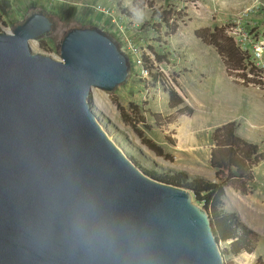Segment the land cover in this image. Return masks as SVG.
I'll return each mask as SVG.
<instances>
[{"label":"water","instance_id":"obj_1","mask_svg":"<svg viewBox=\"0 0 264 264\" xmlns=\"http://www.w3.org/2000/svg\"><path fill=\"white\" fill-rule=\"evenodd\" d=\"M52 27L34 11L0 31V264H224L207 211L146 175L89 98L127 82L126 54L95 26L66 30L58 60L32 51Z\"/></svg>","mask_w":264,"mask_h":264},{"label":"rangeland","instance_id":"obj_2","mask_svg":"<svg viewBox=\"0 0 264 264\" xmlns=\"http://www.w3.org/2000/svg\"><path fill=\"white\" fill-rule=\"evenodd\" d=\"M139 9H144L148 18L137 25L134 13ZM164 10L176 19L178 27L173 34L158 24L156 13ZM34 11L48 14L53 23L48 34L29 40L34 52L58 60L66 30L95 26L109 34L126 54L130 64L127 82L110 93L92 88L89 98L99 109L106 106L122 125L113 97L132 117L129 105L137 106L147 127L141 122L137 126L170 159L156 155L128 126L126 133L103 109L98 116L110 139L139 166L215 180L209 162L213 147L210 134L228 121L235 122L240 137L264 149V0H0V31L11 32ZM214 27H222L261 70L260 75H248L255 82L243 81L239 76L242 71L226 69L216 48L203 40L206 29ZM156 54L162 57L160 62ZM145 66L155 75L160 73L161 79L157 81L156 76L155 81ZM166 87L175 89L193 112L170 107ZM254 173L251 193L242 195L225 185L222 197V208L235 212L256 233L254 258L247 261L243 252H225L229 241H218L224 264H254L257 258L264 264V228L260 226L264 225V160ZM190 194L202 207L203 203Z\"/></svg>","mask_w":264,"mask_h":264},{"label":"trees","instance_id":"obj_3","mask_svg":"<svg viewBox=\"0 0 264 264\" xmlns=\"http://www.w3.org/2000/svg\"><path fill=\"white\" fill-rule=\"evenodd\" d=\"M142 7V6H141ZM156 17L160 20L159 26L166 27L171 33L177 30L176 19L172 18L170 11H159ZM173 19V20H172ZM172 20V21H171ZM158 26V27H159ZM207 35L203 40L212 44L218 54L223 58L226 69L242 71L239 73L243 81H254V78L248 75H260L261 70L250 61L246 51L242 50L228 36L222 27H214L213 30L206 29ZM197 34V32H196ZM156 61L160 62L162 57L155 55ZM149 59L146 58V62ZM148 74L156 81L161 79V74L151 73L150 66H145ZM259 82V81H258ZM168 93V104L170 107H179L178 110L188 114L193 112L192 107L184 103L183 98L172 87H166ZM112 103L115 105L120 120L124 125L130 127L134 134L156 155L170 159V155L165 153L163 148L144 135V132L137 126L141 122L145 127V120L136 105H129L133 112L132 117L126 108L120 103L117 97H113ZM237 125L234 121H228L216 126L210 134L213 147L210 151V166L214 169L215 180L203 177H190L184 171L156 172L145 169L136 164L148 176L179 187H183L192 192L194 198L203 203V208L208 211L211 224L218 241H229L228 249L233 255L242 252L253 253L256 246V233L246 226L235 212L226 211L222 208L224 195V186L229 185L235 191L242 195L253 191L255 180L254 168L260 161L264 160V149L260 150L255 143L247 141L236 133ZM254 264H263L260 258H257Z\"/></svg>","mask_w":264,"mask_h":264},{"label":"bare ground","instance_id":"obj_4","mask_svg":"<svg viewBox=\"0 0 264 264\" xmlns=\"http://www.w3.org/2000/svg\"><path fill=\"white\" fill-rule=\"evenodd\" d=\"M102 109L104 110V112L106 114H108V116H110V118L116 122L118 125H120V128H122L126 133H129V130H127V126L126 125H122L118 120H116L117 118L114 116V114H112V112L104 105H101ZM261 228H264L263 224H260ZM243 256L247 259V261H250L254 258V254L253 253H246L243 252Z\"/></svg>","mask_w":264,"mask_h":264},{"label":"clouds","instance_id":"obj_5","mask_svg":"<svg viewBox=\"0 0 264 264\" xmlns=\"http://www.w3.org/2000/svg\"><path fill=\"white\" fill-rule=\"evenodd\" d=\"M134 15L136 17V23H137V25L143 24L145 22V20L148 18V16H147L146 12L144 11V9L137 10V12L134 13Z\"/></svg>","mask_w":264,"mask_h":264}]
</instances>
